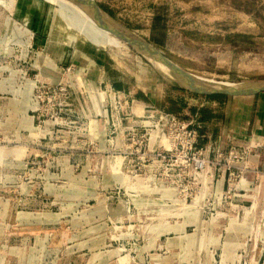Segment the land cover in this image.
<instances>
[{
	"label": "rangeland",
	"instance_id": "rangeland-1",
	"mask_svg": "<svg viewBox=\"0 0 264 264\" xmlns=\"http://www.w3.org/2000/svg\"><path fill=\"white\" fill-rule=\"evenodd\" d=\"M89 1L101 14L0 0V264H264V178H245L250 152L217 137L225 100L208 96L226 93L188 89L81 8L229 88L264 81V0ZM104 57L111 80L152 100L117 98L126 124L104 123ZM170 98L197 109L196 137L165 119L187 122Z\"/></svg>",
	"mask_w": 264,
	"mask_h": 264
},
{
	"label": "crops",
	"instance_id": "crops-1",
	"mask_svg": "<svg viewBox=\"0 0 264 264\" xmlns=\"http://www.w3.org/2000/svg\"><path fill=\"white\" fill-rule=\"evenodd\" d=\"M105 59L106 58L104 57V60L102 62L103 73L101 74V80L99 81V83L101 84L104 83V86L107 90L105 93L107 94V100L109 102L107 110L108 112L105 116L106 118L104 120V123H106L110 127L111 121L114 122L115 119H117L121 121L123 120L126 124L128 123L127 119L131 118L129 117V113L127 112H114V109H117L116 99L122 96L126 99L125 103H131V107L133 109L135 101H137L139 104L146 101L136 99L134 96V92L127 90V88H138L136 84H130L123 79L111 80L110 75L112 74L114 67L109 65ZM100 66L102 65L100 64ZM100 66L96 70V72L100 70ZM144 73H142L141 71L140 75L142 76ZM144 75H146V73ZM119 81L123 82H120L121 86L117 89V83ZM138 89L141 90L140 88ZM141 91L148 98V102H152L151 98L143 90ZM108 92L110 93L108 94ZM226 96L227 98L224 102V115L220 119L219 123V135H215L220 139L221 142L225 140L228 142L230 141V149L232 150H235L237 152L244 150L245 152H250L248 158L250 156L249 162L251 167L249 166L250 168L245 170V178H254L255 180L259 179L260 177L264 178V173H262V171L264 170V91L254 90L238 94H226ZM208 104L215 105L214 107L217 106V102L214 101ZM133 112L135 113V111ZM196 114L191 117V120L187 122L193 121L194 118H196ZM213 121L214 119H212V122ZM136 122V120H133L134 125H136ZM144 122L146 123L147 121L144 120ZM213 132L214 131L212 130L208 136L210 140H212V137L214 135ZM251 183H255L254 180L253 182L252 180L251 182L246 180V186H243L245 188L237 187V191H239V197H247V194H249L248 192L251 191Z\"/></svg>",
	"mask_w": 264,
	"mask_h": 264
},
{
	"label": "water",
	"instance_id": "water-1",
	"mask_svg": "<svg viewBox=\"0 0 264 264\" xmlns=\"http://www.w3.org/2000/svg\"><path fill=\"white\" fill-rule=\"evenodd\" d=\"M74 1L79 2L80 4L84 6L88 5V6L93 7L95 12H97V14L98 13L101 14L102 12L97 7V5L93 4L89 0H74ZM129 39L131 41H134V43L137 45L140 52L144 54L143 50H145L144 48L145 44L143 43V41H141V39L136 37L135 35L134 37H131ZM165 65L176 78L185 82L189 86L188 89L196 91V92L202 91V90L209 91V89H214L213 92L226 93V94H236V93L238 94V93L247 92V91H254L256 89H264V81L257 82V83H251V84L243 85V86H237V87L222 88L216 81H213L211 79H206V78H199L194 74L177 72L173 70L172 68H170L168 64H165ZM204 93L209 94L211 92H204Z\"/></svg>",
	"mask_w": 264,
	"mask_h": 264
},
{
	"label": "bare ground",
	"instance_id": "bare-ground-1",
	"mask_svg": "<svg viewBox=\"0 0 264 264\" xmlns=\"http://www.w3.org/2000/svg\"><path fill=\"white\" fill-rule=\"evenodd\" d=\"M81 8L83 10H85L88 14H91V16L96 20V22L97 23H100L102 26H104V27L112 30L113 27L110 24H113L115 26V29L118 30V31H120L125 36H127L129 38L134 37V35L131 32H129V31L125 30L123 27H120L119 25H117L108 16L105 17L106 15H103L100 18V17L94 16L89 9H87L85 7H81ZM144 48H145V50H143L144 51V56H146L149 59V61H151L157 68H159L160 70H162L165 74H172V72L166 67V65L163 62L157 61V60H159V58H158L157 55H154L153 54V50L151 48H149L148 46H144Z\"/></svg>",
	"mask_w": 264,
	"mask_h": 264
},
{
	"label": "trees",
	"instance_id": "trees-1",
	"mask_svg": "<svg viewBox=\"0 0 264 264\" xmlns=\"http://www.w3.org/2000/svg\"><path fill=\"white\" fill-rule=\"evenodd\" d=\"M121 86V83H117V88ZM127 90L129 91H135L134 93V96L136 99H141V100H144L146 102H148V98L144 95V93L139 90L138 88L134 87L132 89H129L127 88ZM185 91L186 93H192V92H189L188 90H183ZM215 96L219 97L221 96L222 98H224V100H226L227 96L224 95V94H220V95H212V96H208L209 98H214ZM168 100L165 101V105H168ZM169 104L171 106V112L172 113H176L178 114L181 119L183 120H186V121H189L191 120V117H193L196 112H197V109L196 108H193V107H188V106H185V105H179L178 103H176L173 98H170L169 99ZM169 109V108H167Z\"/></svg>",
	"mask_w": 264,
	"mask_h": 264
},
{
	"label": "built area",
	"instance_id": "built-area-1",
	"mask_svg": "<svg viewBox=\"0 0 264 264\" xmlns=\"http://www.w3.org/2000/svg\"><path fill=\"white\" fill-rule=\"evenodd\" d=\"M63 89H66V88H63ZM167 121H170L172 125H177V126H181L183 128V132L184 134H192L193 133V136L196 137V134H197V131L195 130H188V127L190 126V123L191 122H182L179 118L175 117V116H166L165 118ZM203 152V150H201V153ZM235 150H232L231 153H234ZM236 153V152H235ZM199 157V160L195 159V164L196 166H200L201 168H204L206 166V163L208 161H206V159L204 158H201V155L198 156ZM236 157V155H235Z\"/></svg>",
	"mask_w": 264,
	"mask_h": 264
}]
</instances>
